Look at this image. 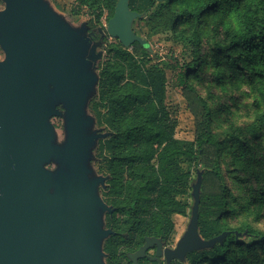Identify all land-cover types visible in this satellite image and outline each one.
Returning a JSON list of instances; mask_svg holds the SVG:
<instances>
[{
    "label": "trees",
    "instance_id": "obj_1",
    "mask_svg": "<svg viewBox=\"0 0 264 264\" xmlns=\"http://www.w3.org/2000/svg\"><path fill=\"white\" fill-rule=\"evenodd\" d=\"M117 1L73 0L71 13L86 9L93 31ZM129 9L142 15L132 25L137 36L149 44L165 36L179 52L159 57L117 40L98 67L90 108L111 134L97 148L99 169L110 176L102 193L114 208L107 227L165 240L172 217L188 215L182 197H191L193 172L203 170L198 233L203 240L225 236L171 264H264V0H129ZM164 68L194 117L192 141L175 138ZM199 88L221 101L218 109ZM242 90L251 119L237 124L230 117ZM214 119L225 123L223 132L213 130Z\"/></svg>",
    "mask_w": 264,
    "mask_h": 264
},
{
    "label": "water",
    "instance_id": "obj_2",
    "mask_svg": "<svg viewBox=\"0 0 264 264\" xmlns=\"http://www.w3.org/2000/svg\"><path fill=\"white\" fill-rule=\"evenodd\" d=\"M0 11V264H105L102 245L110 235L111 214L99 194L104 177H90L87 161L95 141L87 133L89 96L95 93V63L102 58L104 34L92 40L89 27L69 26L43 0H3ZM142 15L118 0L106 34L124 48L134 43L152 52L133 22ZM65 109V142L56 144L50 119ZM55 162L52 172L46 165ZM203 170L191 183L192 205L186 231L175 248L161 252L167 263L185 262L188 253L212 247L225 233L203 240L198 208ZM160 239L145 238L131 256L145 254Z\"/></svg>",
    "mask_w": 264,
    "mask_h": 264
},
{
    "label": "rangeland",
    "instance_id": "obj_3",
    "mask_svg": "<svg viewBox=\"0 0 264 264\" xmlns=\"http://www.w3.org/2000/svg\"><path fill=\"white\" fill-rule=\"evenodd\" d=\"M46 2L53 11L59 15L69 26L73 28H80L82 26L89 27L88 22L90 20V16L87 14L86 9H82V11L78 15H73L71 13V9L73 6V0H43ZM5 8V3L3 0H0V11ZM106 26H107V15L104 13L100 18L99 22L94 23V30L92 31L93 35L96 36V39H99V35L97 33L98 30L104 34V38L102 39L101 47L98 49L102 51V58L95 63V70L94 73L98 76V67L103 64L107 59V49L110 45L116 44L117 40L110 38L106 34ZM119 42V41H118ZM150 47L155 54H158L159 57L162 56H169L171 54L177 55L179 49L176 48L171 41H169L165 36L155 35L149 39ZM4 54L0 49V60H3ZM157 62V63H156ZM151 64H158L163 67L162 62L160 61H152ZM165 69V68H164ZM167 84H166V98H165V105L168 110L170 118L175 121L176 129L174 132L175 138L180 140H187L192 141L194 140L195 136V127H194V117L190 112L187 102L180 94L179 89L173 87V79H172V72L169 69H165ZM200 89L202 95L207 97V93L205 90ZM95 93H91L88 99V103L85 107V118L91 120V125L87 128V133H96L98 135L105 134V136L109 137L111 134L107 131L106 128L97 124L96 118L94 113L90 108V102L92 98L97 94V86L94 88ZM215 95V93H214ZM212 97V96H208ZM236 104L232 107V116L230 117L232 121L236 122L237 124H244L251 119V110L249 107L250 98L247 95L246 90H242L240 93H236ZM211 100L213 101V108L218 109L216 106L219 105L221 101L218 99L214 100L212 97ZM60 112L61 116L53 117L50 119V123L54 127L55 135H56V144L62 145L65 142L66 132H65V120H64V113L65 109L59 105L56 107ZM221 118V117H220ZM225 123L220 121L219 119H214L212 128L214 131L220 133L223 132L225 129ZM107 137V138H108ZM106 139V138H105ZM104 140V139H103ZM100 140L95 141L93 146L90 150V159L87 161L88 168L90 169V177H104L105 182L103 186L99 187V194L103 199L102 193L107 189V181H109L110 176L99 169L101 167L100 160L97 156V148L98 143ZM58 168L55 162H51L50 164L46 165V169L54 172ZM196 175L193 172L192 175V182L195 181ZM190 194V192H189ZM182 199H187L188 202L192 205V198H188L186 195L182 197ZM105 202V201H104ZM107 204V203H106ZM109 205V204H107ZM190 218V209L188 211L187 216H179L174 215L172 217V222L174 226V232L176 238L179 239L183 233L186 231L188 222ZM175 243H173L174 245Z\"/></svg>",
    "mask_w": 264,
    "mask_h": 264
},
{
    "label": "flooded vegetation",
    "instance_id": "obj_4",
    "mask_svg": "<svg viewBox=\"0 0 264 264\" xmlns=\"http://www.w3.org/2000/svg\"><path fill=\"white\" fill-rule=\"evenodd\" d=\"M92 40L96 41V36H92ZM110 206L113 211L111 214L105 213L104 215V225L105 230H109L111 233L108 235L107 238L104 239L102 245V251L104 253V263L105 264H135L134 261L131 259V256L135 254L144 244L145 238H154L155 240L160 239V243L157 241L153 242V246L145 251V254L141 257L136 258V264H171L177 260H171L167 263L164 255L157 256V247L161 245V252L163 253L165 249H173L176 246V243L179 239L176 238L175 232H173L169 237L165 240L159 237L154 236H145L141 233V231L136 230H114L113 228L107 227V220L106 217H111L114 208ZM134 233L142 234V238L138 239L132 237L131 235ZM173 243H175L173 245ZM105 248L109 249V252L105 250ZM128 248V249H127Z\"/></svg>",
    "mask_w": 264,
    "mask_h": 264
}]
</instances>
